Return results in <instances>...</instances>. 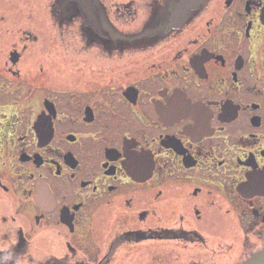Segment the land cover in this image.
Listing matches in <instances>:
<instances>
[{
	"label": "flooded vegetation",
	"instance_id": "af4514ba",
	"mask_svg": "<svg viewBox=\"0 0 264 264\" xmlns=\"http://www.w3.org/2000/svg\"><path fill=\"white\" fill-rule=\"evenodd\" d=\"M54 2L0 37V264L263 250L264 0Z\"/></svg>",
	"mask_w": 264,
	"mask_h": 264
},
{
	"label": "rangeland",
	"instance_id": "374dc122",
	"mask_svg": "<svg viewBox=\"0 0 264 264\" xmlns=\"http://www.w3.org/2000/svg\"><path fill=\"white\" fill-rule=\"evenodd\" d=\"M55 5L54 0H0V9H4L7 21L0 26V37H9L21 28L32 27L41 33V37H52L51 31L48 28L47 18L49 16L48 7ZM47 16V18H46ZM10 31V35L8 32ZM164 259L156 258L152 253H144L140 258H136L137 262H160L178 264V259L181 258L180 253H164Z\"/></svg>",
	"mask_w": 264,
	"mask_h": 264
},
{
	"label": "water",
	"instance_id": "95a60500",
	"mask_svg": "<svg viewBox=\"0 0 264 264\" xmlns=\"http://www.w3.org/2000/svg\"><path fill=\"white\" fill-rule=\"evenodd\" d=\"M201 1L203 0H186V3L191 9L197 7ZM79 3L82 5L81 0H79ZM243 264H264V249L250 256Z\"/></svg>",
	"mask_w": 264,
	"mask_h": 264
}]
</instances>
